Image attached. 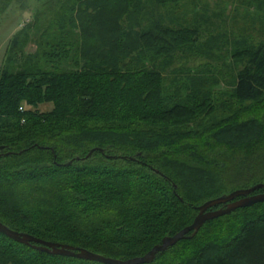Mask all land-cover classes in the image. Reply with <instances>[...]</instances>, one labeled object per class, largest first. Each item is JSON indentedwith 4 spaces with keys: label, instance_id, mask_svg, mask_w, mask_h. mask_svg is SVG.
Instances as JSON below:
<instances>
[{
    "label": "trees",
    "instance_id": "1",
    "mask_svg": "<svg viewBox=\"0 0 264 264\" xmlns=\"http://www.w3.org/2000/svg\"><path fill=\"white\" fill-rule=\"evenodd\" d=\"M128 1L65 0L22 67H10L30 40L20 31L0 69V223L118 261L143 257L190 226L206 202L264 184V42L243 43L247 66L232 92L235 103H254L251 117L226 104L221 119L193 127L212 91L195 86L174 101L168 67L149 70L133 56L181 51L195 33L159 24L124 32L118 18ZM142 3L131 0L135 10ZM41 105L52 108L39 113ZM0 264L97 263L0 235ZM151 264H264V203L207 222Z\"/></svg>",
    "mask_w": 264,
    "mask_h": 264
},
{
    "label": "rangeland",
    "instance_id": "2",
    "mask_svg": "<svg viewBox=\"0 0 264 264\" xmlns=\"http://www.w3.org/2000/svg\"><path fill=\"white\" fill-rule=\"evenodd\" d=\"M45 2L52 6L44 5ZM64 2L9 0L6 5V0H0V69L12 38L20 31L23 38L27 33L30 40L18 49L21 53H18L10 67L13 71L22 67L26 58L37 50L35 40L43 33L44 27L56 14L63 13V9L59 10ZM145 2L143 0L140 9L135 10L129 0L128 10L121 18L118 14L124 32L142 33L159 24L161 29L189 30L195 33V41L180 45L183 47L181 51L159 54L150 48L144 55L133 56L135 64L141 60L147 64L150 62L149 70L168 67L164 76L167 80V93H170L174 101L187 94L188 88L195 86L205 84L200 86L201 90L212 91L214 99L208 104V112L194 115L195 120L191 125L196 127L204 120L221 119L225 111L220 109H224L226 104H234L231 109L236 112L246 110V118L251 117L249 111L254 103H235L232 92L237 75L247 66V48L243 50L244 44L249 48V45L257 47L264 42V0H176L159 6L149 0ZM173 93L176 96L173 97ZM51 108V105H41L39 113L50 111Z\"/></svg>",
    "mask_w": 264,
    "mask_h": 264
},
{
    "label": "water",
    "instance_id": "3",
    "mask_svg": "<svg viewBox=\"0 0 264 264\" xmlns=\"http://www.w3.org/2000/svg\"><path fill=\"white\" fill-rule=\"evenodd\" d=\"M92 154L93 151L87 155L86 159H88ZM78 160L79 159H75L74 161ZM74 161H71L62 167H70ZM257 190H264V184H259L246 190L235 191L227 196L206 202L196 209L198 214L190 226L186 227L173 237L164 238L160 245L153 247V249L145 256L128 261L108 259L84 249L48 243L33 236L13 231L2 223H0V235L16 244L30 247L34 251L44 253L51 257L75 259L97 264H151L158 254L164 253L169 248L175 246L178 242L185 239H193L207 222L228 216L239 209L251 208L254 205L264 203V194L250 196ZM222 205L225 207L216 211H211V209Z\"/></svg>",
    "mask_w": 264,
    "mask_h": 264
}]
</instances>
